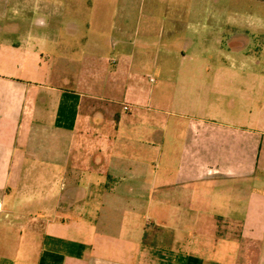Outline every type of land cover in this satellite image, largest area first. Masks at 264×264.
Returning a JSON list of instances; mask_svg holds the SVG:
<instances>
[{
    "label": "crops",
    "instance_id": "obj_1",
    "mask_svg": "<svg viewBox=\"0 0 264 264\" xmlns=\"http://www.w3.org/2000/svg\"><path fill=\"white\" fill-rule=\"evenodd\" d=\"M35 14L0 29V264H264L263 13L201 94Z\"/></svg>",
    "mask_w": 264,
    "mask_h": 264
},
{
    "label": "rangeland",
    "instance_id": "obj_2",
    "mask_svg": "<svg viewBox=\"0 0 264 264\" xmlns=\"http://www.w3.org/2000/svg\"><path fill=\"white\" fill-rule=\"evenodd\" d=\"M258 1L261 0H23L24 6L19 7L16 0H8L1 7L7 17L0 18V29L15 27L19 18L15 11L37 12L36 20L45 22V26L54 25L67 36H77L72 38V46L81 45L86 37L97 40L103 51L97 56H103L111 70L115 65L112 61L120 59L118 47H135L133 69L141 72L148 88L157 89L164 80L179 77L188 81L185 86L181 84L185 90L190 87L201 94L210 81L193 85L185 77L205 80L223 70L239 73L237 69L229 70L226 56L237 49L238 42L247 43L240 36L244 23H258L260 11L264 15V3ZM47 12L64 16L53 21L44 15ZM22 16L24 21L16 27L29 28L33 17ZM263 44V37L250 36L251 48ZM144 50L148 66L141 64Z\"/></svg>",
    "mask_w": 264,
    "mask_h": 264
},
{
    "label": "built area",
    "instance_id": "obj_3",
    "mask_svg": "<svg viewBox=\"0 0 264 264\" xmlns=\"http://www.w3.org/2000/svg\"><path fill=\"white\" fill-rule=\"evenodd\" d=\"M123 108H124L125 111L130 110V107L128 105H124Z\"/></svg>",
    "mask_w": 264,
    "mask_h": 264
}]
</instances>
